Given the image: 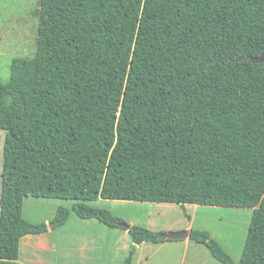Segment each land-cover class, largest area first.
<instances>
[{"label":"trees","instance_id":"obj_1","mask_svg":"<svg viewBox=\"0 0 264 264\" xmlns=\"http://www.w3.org/2000/svg\"><path fill=\"white\" fill-rule=\"evenodd\" d=\"M35 15V54L0 82V264L48 231L27 197L73 200L134 245L173 240L86 202L253 208L238 262L208 231L189 239L264 264V0H38Z\"/></svg>","mask_w":264,"mask_h":264},{"label":"rangeland","instance_id":"obj_2","mask_svg":"<svg viewBox=\"0 0 264 264\" xmlns=\"http://www.w3.org/2000/svg\"><path fill=\"white\" fill-rule=\"evenodd\" d=\"M38 8V0H0V82L6 83L10 77L11 61L16 56L31 57L35 54L36 38L38 31V18L35 11ZM5 131L0 129V195L2 189V163ZM75 201L67 199L27 197L24 202V217L33 222H46L48 227L54 224L53 219L60 207L70 210L67 222L62 226L53 228V232L47 235L50 243H56L57 247H49L48 241L36 236L21 240L19 264H32L33 252L39 256L38 261L46 264H113L115 261L124 262L122 250L105 246L110 243L112 236L103 235L99 241L103 247L95 246L86 251L79 250L76 243L78 235L86 233H102L107 231L121 232L120 247L131 244L129 233L123 228H112L97 219H81L73 211ZM86 205L109 210L114 216L122 219V222L131 225H139L153 231L176 232L185 229L208 231L213 238L218 240L223 248L238 262L246 241L247 232L253 208H233L218 206H196L193 204L135 202L99 199L94 202H86ZM31 239V240H30ZM30 247L26 248L25 245ZM46 246L48 249H45ZM136 245L133 244L132 249ZM23 248V249H22ZM197 248L198 260L206 264H224L215 259L208 248L197 242H191V249L187 252L190 257ZM89 257L84 261L83 257ZM189 260L191 259L188 258ZM26 260V262L24 261ZM158 256L153 257L151 264H158ZM158 262V263H157ZM37 264V263H36ZM170 264V263H168ZM183 264H187L184 261Z\"/></svg>","mask_w":264,"mask_h":264},{"label":"crops","instance_id":"obj_3","mask_svg":"<svg viewBox=\"0 0 264 264\" xmlns=\"http://www.w3.org/2000/svg\"><path fill=\"white\" fill-rule=\"evenodd\" d=\"M198 206V205H196ZM94 219V218H93ZM46 222H48L46 220ZM53 227H48V231L42 234H37V235H27L28 238H31L33 236H36L37 238H40L44 241H48L50 243V240L47 239V235L51 232H53ZM126 233H124L122 236H126L128 230H125ZM103 235L107 236H112L115 238L112 240L110 243L108 241L105 243V246H109L112 249H117V251L122 250L123 255L125 259L129 255L130 251L132 250L133 242L131 241V244H127L126 247H120V237H121V232L117 231V229H113V231H107V232H102V233H86L82 235H78L76 237V243L79 247V250L81 251H86L87 249H91L95 246L103 247L104 243L102 241H99L100 237H103ZM26 237V236H25ZM31 240V239H30ZM191 242L192 240L190 239H184V240H173V241H166L158 244H153L150 242H143L141 244H138L134 248V254L132 256V261L130 264H151L153 257L155 255L158 256V264H183L184 261H186L187 264H206L200 260H198V250L197 248H194V253L189 260L187 256V252L191 249ZM26 246V248L30 247L29 244H22ZM49 247L56 248L57 244L56 243H50L48 245ZM23 249V248H22ZM45 249H48L46 246ZM33 263L32 264H46L44 261H38V258L41 257L37 253L33 252ZM84 261H89V257L87 256L83 257ZM19 261V260H18ZM26 262V260H24ZM125 261V260H124ZM19 264V262H18ZM81 264H87L85 262H82ZM89 264H98L97 262H91ZM113 264H123V262L120 261H115Z\"/></svg>","mask_w":264,"mask_h":264},{"label":"water","instance_id":"obj_4","mask_svg":"<svg viewBox=\"0 0 264 264\" xmlns=\"http://www.w3.org/2000/svg\"><path fill=\"white\" fill-rule=\"evenodd\" d=\"M252 62H263L264 61V54H262L259 57H253L250 59ZM118 224L122 227H125L126 229H129L131 227V224L119 221ZM55 224H51L50 227H53ZM164 238L172 239V240H184L189 239L190 237V229H185L181 231L176 232H164L163 234Z\"/></svg>","mask_w":264,"mask_h":264}]
</instances>
